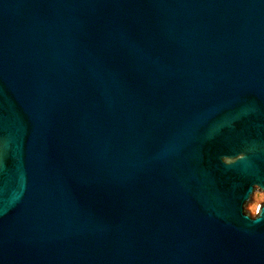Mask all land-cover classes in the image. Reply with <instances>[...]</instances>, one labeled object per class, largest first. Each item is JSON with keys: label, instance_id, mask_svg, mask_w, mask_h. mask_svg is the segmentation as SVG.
<instances>
[{"label": "water", "instance_id": "obj_1", "mask_svg": "<svg viewBox=\"0 0 264 264\" xmlns=\"http://www.w3.org/2000/svg\"><path fill=\"white\" fill-rule=\"evenodd\" d=\"M264 0H0V264H264Z\"/></svg>", "mask_w": 264, "mask_h": 264}, {"label": "rangeland", "instance_id": "obj_2", "mask_svg": "<svg viewBox=\"0 0 264 264\" xmlns=\"http://www.w3.org/2000/svg\"><path fill=\"white\" fill-rule=\"evenodd\" d=\"M264 201V192L255 190L249 201L244 205V211L254 216L258 210L259 205Z\"/></svg>", "mask_w": 264, "mask_h": 264}]
</instances>
